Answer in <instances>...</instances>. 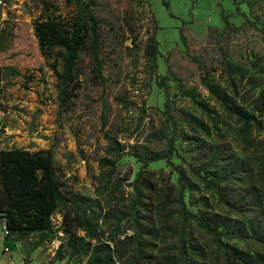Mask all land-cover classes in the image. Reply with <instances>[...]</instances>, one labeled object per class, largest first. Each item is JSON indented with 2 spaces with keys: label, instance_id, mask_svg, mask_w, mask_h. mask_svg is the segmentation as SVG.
I'll return each instance as SVG.
<instances>
[{
  "label": "trees",
  "instance_id": "1",
  "mask_svg": "<svg viewBox=\"0 0 264 264\" xmlns=\"http://www.w3.org/2000/svg\"><path fill=\"white\" fill-rule=\"evenodd\" d=\"M229 1L236 16L258 28L238 2ZM162 2L170 11L169 2ZM41 3L34 35L57 79L59 108L69 111L82 88L83 55L90 58L95 83L105 82L99 55L104 21L96 16L95 0H73L70 18L46 0ZM219 8L228 27L229 18ZM158 30L155 21L147 59L165 95L162 123L145 143L126 145L105 135L108 146L96 161L99 174L93 179V197L69 190L57 173L52 149L0 152V216L9 237L29 253L59 241L51 264H264V93L252 97L263 89L264 78L248 77L225 56L229 88L204 82L217 107L175 79L179 96L199 115L178 109L170 77L158 75ZM20 76L0 62L1 80ZM238 85L249 89L241 95ZM231 123L242 152L230 140ZM179 145L185 146L189 159ZM124 157L139 165L136 173L122 171ZM158 163L169 173L153 171ZM189 193L202 195L191 203L197 211L186 202ZM233 242L254 245L256 250Z\"/></svg>",
  "mask_w": 264,
  "mask_h": 264
},
{
  "label": "rangeland",
  "instance_id": "2",
  "mask_svg": "<svg viewBox=\"0 0 264 264\" xmlns=\"http://www.w3.org/2000/svg\"><path fill=\"white\" fill-rule=\"evenodd\" d=\"M46 1L66 18L74 14L73 0ZM95 1L96 16L104 21L99 55L105 82L95 83L90 58L83 55L82 88L71 110L61 112L59 108L57 79L41 55L34 35L33 22L43 9L41 0L13 1L15 7L10 5L0 49L2 65L14 67L21 75L4 80V101L9 110L8 149H52L61 180L69 190L90 197L94 196L93 179L99 174L96 161L105 155L108 146L105 135L110 134L126 145L145 143L162 123L165 95L157 85L156 76L150 74L147 59L155 21L159 22L157 40L161 53L158 75L170 77L176 108L199 115L188 100L179 96L175 79L194 90L202 101L217 107L204 82L229 88L225 56L247 71L248 77L264 78V0H235L241 12L258 28L236 16V7L229 0H167L170 11L162 0ZM220 6L229 18L228 27L221 21ZM237 87L241 95L249 89ZM262 92L264 87L252 94L253 99ZM231 124L230 140L242 152L243 145L234 133L236 126ZM179 150L189 159L184 145H179ZM121 167L124 173L139 170V165L128 157L123 158ZM151 168L158 173H169L164 163ZM200 196V193L186 196L193 211L197 207L191 203ZM58 219L55 216L54 220ZM233 244L256 250L251 244ZM59 245L55 241L41 248L33 264H51Z\"/></svg>",
  "mask_w": 264,
  "mask_h": 264
},
{
  "label": "built area",
  "instance_id": "3",
  "mask_svg": "<svg viewBox=\"0 0 264 264\" xmlns=\"http://www.w3.org/2000/svg\"><path fill=\"white\" fill-rule=\"evenodd\" d=\"M10 12V2L9 0H0V31L3 30L5 22H7L9 19L8 13ZM4 81L0 79V98H1V109H0V152L4 150H9L7 147V137H8V127H7V118L9 115V110L7 109V105L4 101ZM17 148V147H15ZM13 149V148H12ZM2 221L3 225V235L6 237H9V231L6 227V223L3 219ZM5 253H9V251L6 249ZM4 264H13L12 259L8 258Z\"/></svg>",
  "mask_w": 264,
  "mask_h": 264
},
{
  "label": "crops",
  "instance_id": "4",
  "mask_svg": "<svg viewBox=\"0 0 264 264\" xmlns=\"http://www.w3.org/2000/svg\"><path fill=\"white\" fill-rule=\"evenodd\" d=\"M13 1L15 0H9L10 5H13ZM14 6V5H13ZM15 7V6H14ZM12 9V6H11ZM3 42V31H0V49ZM0 109H1V98H0ZM38 151V150H36ZM31 152H35L32 151ZM3 228V225H2ZM8 250L9 253H5V250ZM40 249L29 253L27 248L14 241L10 237H6L3 234L0 235V264H4L5 261L8 258L12 259L13 264H33L36 259H34L35 256L38 255Z\"/></svg>",
  "mask_w": 264,
  "mask_h": 264
},
{
  "label": "water",
  "instance_id": "5",
  "mask_svg": "<svg viewBox=\"0 0 264 264\" xmlns=\"http://www.w3.org/2000/svg\"><path fill=\"white\" fill-rule=\"evenodd\" d=\"M2 221L0 220V235L3 234Z\"/></svg>",
  "mask_w": 264,
  "mask_h": 264
}]
</instances>
